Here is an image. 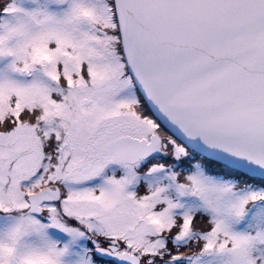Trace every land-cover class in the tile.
<instances>
[{
	"label": "snow or ice",
	"instance_id": "obj_1",
	"mask_svg": "<svg viewBox=\"0 0 264 264\" xmlns=\"http://www.w3.org/2000/svg\"><path fill=\"white\" fill-rule=\"evenodd\" d=\"M0 264H264V0H0Z\"/></svg>",
	"mask_w": 264,
	"mask_h": 264
}]
</instances>
